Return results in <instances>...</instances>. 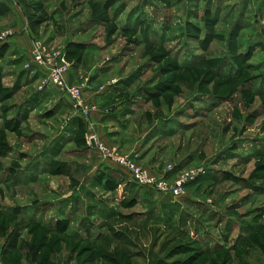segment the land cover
<instances>
[{
  "label": "rangeland",
  "instance_id": "obj_1",
  "mask_svg": "<svg viewBox=\"0 0 264 264\" xmlns=\"http://www.w3.org/2000/svg\"><path fill=\"white\" fill-rule=\"evenodd\" d=\"M6 30L0 264H222L227 253H200L219 244L236 247L232 264H264V0H0ZM35 40L63 50L71 85L109 98L84 94L74 138L69 98L26 68ZM101 146L170 187L207 174L179 198L123 172L111 191L95 182Z\"/></svg>",
  "mask_w": 264,
  "mask_h": 264
},
{
  "label": "built area",
  "instance_id": "obj_2",
  "mask_svg": "<svg viewBox=\"0 0 264 264\" xmlns=\"http://www.w3.org/2000/svg\"><path fill=\"white\" fill-rule=\"evenodd\" d=\"M12 35V30H6L0 37V41L7 40ZM26 68L33 69L35 73L39 71L42 74L43 79L39 90L53 88L64 96H67L76 112L75 114L88 120V112L91 110L85 104L84 94L88 93L91 89L88 85L89 81L86 80V83L80 86H73L69 83L67 75L69 74L70 65L66 61L63 50L50 48L44 43L35 40L32 43L31 58L29 57ZM101 91L99 90L98 92ZM93 139L98 148L99 145L95 138L90 139V142ZM101 150L109 155V158L105 159V161H110L122 168L131 181L152 194L157 192L161 195H170L173 198H179L184 194V190L189 183L194 182L198 177H202L207 173L204 168L186 172L177 178L175 185L170 187L165 177L160 178L147 170L138 168L128 158L119 155L114 156L102 146Z\"/></svg>",
  "mask_w": 264,
  "mask_h": 264
},
{
  "label": "trees",
  "instance_id": "obj_3",
  "mask_svg": "<svg viewBox=\"0 0 264 264\" xmlns=\"http://www.w3.org/2000/svg\"><path fill=\"white\" fill-rule=\"evenodd\" d=\"M105 6L106 7H108V3H106L105 4ZM1 71V70H0ZM37 74H41V73H39V71H38V73ZM71 84V83H70ZM148 92H152V90H149ZM153 94V93H152ZM25 112V111H24ZM24 116H26V114L24 115L23 114V117ZM73 118V117H72ZM82 119H84L83 117H80L79 115H77L76 114V117L75 118H73V119H71L72 121H73V124H76L77 122H75L76 120H78V122H79V128L77 129V133L79 132H81L82 130H83V128L85 127V125H86V123H85V121H83ZM78 124V123H77ZM78 133V134H79ZM63 145H64V142L63 143H60L56 148H63ZM83 145L84 146H86V141L83 143ZM85 148V147H84ZM56 153H58V152H56ZM262 157H264V155H261ZM64 165V164H63ZM100 172V171H99ZM102 172H105L104 170H102L98 175L99 176H96V178H95V182L96 183H103V182H105V185L106 184H108V185H110V186H112L111 188L112 189H110L111 191H113L114 189H116L117 187H118V185L120 186L121 184H123V182L120 180V182L119 181H117L116 179H112L111 177H109V178H107V177H104L103 176V174H102ZM207 174V173H206ZM205 174V175H206ZM127 175V174H126ZM111 176V175H110ZM128 176V175H127ZM113 177V176H112ZM113 180H115V181H113ZM99 181V182H98ZM132 183H134L136 186H138L135 182H133V181H131ZM139 187V186H138ZM47 229V228H46ZM258 230H260V228H258ZM50 231V230H49ZM261 250H263L264 249V241L261 243V244H259V246H258ZM238 248V247H237ZM263 248V249H262ZM29 251H30V255H31V257H32V260H33V262L34 263H36L37 262V256H38V247H33V246H31V247H29ZM223 252H225V253H227L226 254V256H230V259L228 260V259H226L222 264H232L233 262H232V258H231V252H236V247H234V246H232V247H230L228 244H224V245H222V244H219V245H216V246H213V247H210V246H208V247H206V249H202V252H200V253H203V254H205V255H214V254H218V253H223ZM193 257V256H192ZM239 258V257H238ZM237 258V259H238ZM192 259V258H191ZM114 260H115V258H114ZM193 260H195L194 258L192 259V261ZM238 261L240 262V263H242V261L241 260H239L238 259ZM245 264V263H244Z\"/></svg>",
  "mask_w": 264,
  "mask_h": 264
},
{
  "label": "crops",
  "instance_id": "obj_4",
  "mask_svg": "<svg viewBox=\"0 0 264 264\" xmlns=\"http://www.w3.org/2000/svg\"><path fill=\"white\" fill-rule=\"evenodd\" d=\"M37 73H38V71H37ZM41 76H42V74H41ZM69 82H72V80H70ZM98 87H91V90L88 92V94L89 95H91V97L93 96V98L94 99H96V100H108L109 98L106 96V95H103V91H102V94L100 93V92H98L96 89H97ZM49 89H51V88H49ZM53 89V88H52ZM53 90H55V89H53ZM57 91V90H56ZM51 97V94H50V92L49 91H46V100H48L49 98ZM69 101V100H68ZM75 118L76 117V114L74 113V114H72V116H71V119H73V118ZM104 117V116H103ZM106 117V116H105ZM102 118V116H98L97 118H96V121H99V119H101ZM83 121H85V119H82ZM105 120H107L108 122H112V121H115V122H118V123H120L122 126H124V124L120 121V119L115 115L114 116V114H110V115H108L107 116V118H105ZM112 120V121H111ZM72 121V120H71ZM73 122V121H72ZM75 122H77L76 123V126L74 125V126H71V127H69L68 125H67V128L69 127V131L67 132V136L68 137H72V138H74L75 136V134H76V131H77V129L79 128V122H78V120H76ZM86 123V122H85ZM97 123H99V122H97ZM110 125V124H109ZM66 128V129H67ZM70 129H71V131H70ZM71 142V141H70ZM93 146V145H92ZM93 147H95V146H93ZM102 170H104L105 172H102L103 173V176H106L107 178L108 177H110V175L111 176H113V177H116L117 178V176L119 177V172H123L124 174H126L125 173V171L122 169V168H120L119 166H117L116 164H114V163H112V162H110V161H105V160H100V162H99V164L97 165V169H96V171H95V173H97V175L102 171ZM100 171V172H99ZM114 171H117V173H115ZM95 175V174H94ZM117 175V176H116ZM96 178V177H95ZM118 179V178H117ZM123 186V185H122ZM129 193V191H126L125 193ZM145 193H146V191H144ZM139 195H143V192L141 191L140 193H139ZM66 199V198H65ZM72 199H67V200H64V203L65 204H67V207L70 209V211L71 212H73V213H75V214H77V212L78 211H80V207L79 208H76V206H75V204H74V207L72 208ZM71 202V203H70ZM69 205V206H68ZM71 206V207H70ZM76 211V212H75Z\"/></svg>",
  "mask_w": 264,
  "mask_h": 264
},
{
  "label": "water",
  "instance_id": "obj_5",
  "mask_svg": "<svg viewBox=\"0 0 264 264\" xmlns=\"http://www.w3.org/2000/svg\"><path fill=\"white\" fill-rule=\"evenodd\" d=\"M91 143H92V145H93V146H95V142H94V140H92V142H91Z\"/></svg>",
  "mask_w": 264,
  "mask_h": 264
}]
</instances>
